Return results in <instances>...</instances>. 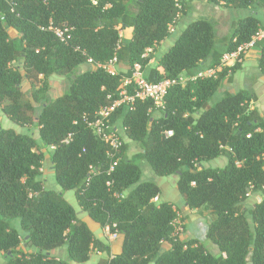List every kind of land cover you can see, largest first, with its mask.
I'll return each instance as SVG.
<instances>
[{
	"label": "trees",
	"instance_id": "obj_1",
	"mask_svg": "<svg viewBox=\"0 0 264 264\" xmlns=\"http://www.w3.org/2000/svg\"><path fill=\"white\" fill-rule=\"evenodd\" d=\"M206 2L248 14L232 23L221 47L211 21L188 22L148 70L147 80L158 82L215 67L223 53L264 29L258 16L264 0ZM185 9L183 0L181 9L173 0H97L96 4L0 0V110L19 128L35 127L40 144L53 148L49 160L60 188L55 192L44 186V154L37 149V140L0 126L4 264H86L93 253L110 255V246L95 238L65 200L67 191L74 192L81 211L101 228L116 224L122 237L120 251L102 264H264V115L250 106L256 96L249 92L227 94L211 103L223 81H231L243 63L223 70L216 79L174 87L163 110L155 109L150 100L136 101L132 108L122 104L111 117V123L138 145V157L155 175L177 178L184 206L209 210L205 238L217 247L216 254L198 239L185 238V233L172 237L177 211L168 202L151 203L160 189L140 180L139 166L126 157L125 141L109 172V147L83 123V116L91 118L118 100L122 77L130 75L133 63L148 66L154 57H144L145 50L155 49L174 34L168 26ZM123 28L131 29L129 40L121 39ZM55 29L70 37L67 43L59 40ZM114 55L117 69L124 73L118 70V75L110 76L101 69L80 70L88 66V58L104 63ZM246 56L256 59L264 77V41L243 59ZM53 76L68 79L69 87L50 99ZM23 82L29 84L28 98L21 89ZM126 89L132 94V87ZM68 134L72 138L65 144ZM219 157L226 159L224 167L204 166ZM253 196L258 200L246 207ZM59 248H64L63 259L51 255Z\"/></svg>",
	"mask_w": 264,
	"mask_h": 264
},
{
	"label": "rangeland",
	"instance_id": "obj_2",
	"mask_svg": "<svg viewBox=\"0 0 264 264\" xmlns=\"http://www.w3.org/2000/svg\"><path fill=\"white\" fill-rule=\"evenodd\" d=\"M185 1L186 9L180 16V19L178 22L182 23L185 22H192L194 20L205 18L212 22L214 27V33L216 37V44L218 47L223 46L222 42H226L230 36L232 23H237L241 18L246 16L248 12L246 10H234L229 9L224 6H214L212 4H209L206 2V0H183ZM130 12L133 14L134 8L132 7L130 9ZM258 16H260L261 22L264 26V11H258ZM173 36V35H170ZM173 37H170V40H172ZM162 51L159 52L158 55H160ZM83 71L85 69H92L91 66H83ZM148 72V71H147ZM145 70V74L147 73ZM232 81V80H231ZM224 80L221 88L215 93V96L213 98V101L211 103L214 104V102L221 100L225 95L227 94H234L237 92H249L253 93L256 96V101L250 103V106H258L259 110H263L264 108V77L260 74L258 68H257V61L252 56H246L244 58L242 68L238 70L233 77V81ZM231 82V83H230ZM230 83V84H229ZM226 84V85H225ZM69 87V81L68 79L64 77H58L53 76L50 80V89H49V98L54 99L60 95H62L64 92L68 90ZM21 89L25 95L26 98L29 97V84L28 82H23L21 85ZM222 96V97H221ZM258 101V105H255V103ZM257 108V107H256ZM257 108V109H258ZM263 112V111H262ZM155 116L159 115L158 111H155L153 113ZM264 115V114H263ZM0 126L3 128H11L14 130H17L21 133H28L31 134L34 139L37 140V149L42 151L44 154V160L42 165V179L44 181V185L47 189L55 191L58 189V185L55 182L54 178V172L51 169V164L49 160V150L45 149L37 138V132L35 127H29V131H26L27 128H19L12 124L1 112L0 110ZM123 140L128 146L126 157L128 159H131L136 165L139 166L141 175L140 180L141 181H148L152 182L161 189L163 183H166L167 181H171V179L174 178H168L166 177H158L153 173V171L149 168V166L143 162L141 157L139 158L138 155L141 153L140 148L137 144L134 142L129 141L124 134L122 135ZM226 162V160L222 157L212 160L210 162L205 163V167L213 168L215 166H219L220 162L223 161ZM73 191L70 192V194ZM172 192L175 193L176 197L180 201V203L175 202V207L181 209L182 203H181V197L176 189V185H172L170 182V187L165 190V193L168 194L169 197H171ZM68 193V192H66ZM68 195V194H67ZM66 199V198H65ZM162 200L165 199V195H162ZM67 200V199H66ZM72 204L74 205L76 209V213L78 211V205L76 201L70 199ZM258 200L257 196L251 197L247 203L245 204L246 207H251L256 201ZM160 202V201H159ZM164 202V201H161ZM174 202V201H172ZM176 209L177 214L181 219H183V223H185V236L187 239H198L203 246L206 247V249L211 252L212 254H216L217 247L213 245L211 242H209L205 238L206 234V228L209 223V210L207 209H201V210H195L194 214L190 213L188 214V220H185V216L181 214L180 210ZM195 216V219L192 218V215ZM78 217L85 222V224L88 226L90 231L98 235L96 233L99 228L98 224H96L94 221L91 220V218L84 212L78 214ZM183 215V216H182ZM187 223V224H186ZM16 226L18 227V221L16 222ZM20 230V228H19ZM104 238L107 240V235L103 234ZM184 235V234H183ZM164 249L168 247V245H163ZM62 251H64L63 248ZM97 253H93L91 255L90 260L86 264H102L108 257L106 254H103V258H98ZM106 258V259H105ZM6 261L5 256L3 253H0V264H4ZM75 264V263H72Z\"/></svg>",
	"mask_w": 264,
	"mask_h": 264
},
{
	"label": "built area",
	"instance_id": "obj_3",
	"mask_svg": "<svg viewBox=\"0 0 264 264\" xmlns=\"http://www.w3.org/2000/svg\"><path fill=\"white\" fill-rule=\"evenodd\" d=\"M175 6L181 9V0H173ZM97 0H92L96 4ZM181 13H178L176 19L168 26V32L174 33L176 21L180 19ZM55 35L61 42L67 43L69 36H64V33L59 29L54 30ZM264 41V29H259L248 41L235 50L225 52L222 54L219 64L212 68H204L192 75L182 74L176 78L163 79L158 82H151L147 80L144 74V69L139 63H133L130 69V75L122 77L121 91L119 98L111 106H105L98 109L91 118L83 116V123L87 129L100 141L109 147L108 157L110 159L109 172L117 165L119 159L116 157L123 145V129L111 123V117L116 109L122 104H127L131 108L136 101L150 100L157 110H163L165 97L171 89L180 86L184 87L189 83H194L198 80L216 79L218 74L225 69H230L236 64L243 63V57L247 55L257 43ZM153 48H147L144 57L153 53ZM117 57L114 55L109 61L104 63L94 62L92 59H87V64L92 68L101 69L110 76L118 75ZM126 87H132V94H127ZM167 137L172 135L171 131L165 133ZM249 137V136H247ZM72 138V134H68L63 143L67 144ZM53 150V148H51ZM151 203L158 204L159 198L154 197ZM173 234L172 237H178L184 233V226L181 217L177 214V218L172 222ZM113 229V230H112ZM103 233L111 240L117 239L119 236L116 230V224L106 225L103 228ZM113 254L108 256V259L113 258Z\"/></svg>",
	"mask_w": 264,
	"mask_h": 264
},
{
	"label": "crops",
	"instance_id": "obj_4",
	"mask_svg": "<svg viewBox=\"0 0 264 264\" xmlns=\"http://www.w3.org/2000/svg\"><path fill=\"white\" fill-rule=\"evenodd\" d=\"M187 23L188 22H185V21H183L182 23H180V22H178L177 23V25H176V27H175V32H174V34H173V36H169V37H167L164 41H162L159 45H157L156 46V48L153 50V53H152V55H153V59L149 62V64H148V66L144 69V74H145V70H146V72L149 70V69H152V68H154L155 66H156V61L168 50V48L169 47H171L172 45H173V43H174V40L176 39V37L179 35V33L181 32V31H183L184 30V28L186 27V25H187ZM119 35H120V37H121V39L122 40H129L130 39V37H131V29L130 28H123L122 30H120L119 31ZM170 37H173V39L172 40H170ZM160 51H162V53L160 54V55H158L159 54V52ZM254 58V57H253ZM88 65V64H87ZM90 66V65H89ZM92 68V67H91ZM80 70H82L83 71V68H81ZM85 70H88V69H85ZM119 70V72H122V73H124L125 72V70L124 69H118ZM148 73V72H147ZM146 73V74H147ZM145 74V75H146ZM233 77H234V75H233ZM233 77H232V81H233ZM51 80V79H50ZM231 81V82H232ZM230 82V83H231ZM229 83V84H230ZM226 85V84H225ZM222 97V96H221ZM255 105H258V101L255 103ZM257 108H258V106H256ZM263 111V112H262ZM258 112L263 116V114H264V108H263V110H259V108H258ZM50 152H49V154L51 153V148H49L48 149ZM220 158V157H219ZM218 159V158H217ZM216 160V159H215ZM226 160V159H225ZM225 164H226V162H224V160L223 161H221L220 162V164H219V166H215V167H213V168H222V167H224L225 166ZM43 171V170H42ZM167 179L168 178H174V179H171V181H167L166 183H163V185H162V187H161V189H160V195H159V201L161 202V201H164V202H168V203H170V204H172V206H173V208L174 209H179V208H177V207H175V205L176 204H174L175 202H178V203H180V201L178 200V198L176 197V195H175V193L174 192H172V195H171V197H169L168 196V194H166L165 193V190L167 191V189L170 187V182H171V184L172 185H176V181H177V178L175 177V176H169V177H166ZM168 180H170V179H168ZM45 186V185H44ZM45 188H46V186H45ZM177 189V188H176ZM56 192H60V188L58 187V189L56 190ZM68 193H64L63 194V197L64 198H66L65 200L74 208V210H75V212H76V209H75V207H74V205L72 204V202H71V200L70 199H72V200H74V201H76V199H75V195H74V192H72L71 194H70V192L71 191H67ZM68 194V195H67ZM162 195H165V199L164 200H162L161 199V197H162ZM172 201H174V202H172ZM77 203V202H76ZM181 203H182V208L181 209H179L180 210V212H181V214H183L184 216H185V220L187 221L188 220V214H190V213H192V214H194V212H195V210L193 211V210H189L186 206H184V204H183V202L181 201ZM78 205V204H77ZM190 212V213H189ZM77 213L78 214H80V213H82V211H81V209L79 208V206H78V211H77ZM85 213V212H84ZM191 214V215H192ZM182 215V216H183ZM192 218H194L195 219V216H193L192 215ZM185 224V223H184ZM187 224V223H186ZM98 228H99V230L96 232V233H98V235H95L94 234V236H95V238H97L98 240H100L101 242H103L104 244H106V245H109L110 246V248H111V253L110 254H113V255H116V254H118L119 253V251H120V248H121V244H122V237L119 235L118 237H117V239H115V240H111V239H109V238H107V240L104 238V233H103V228H101L99 225H98ZM186 232V228H185V226H184V233ZM184 237L186 238V236H185V234H184ZM64 249V248H63ZM98 255V258H103L102 256H103V254H105V253H97ZM51 255L52 256H55V257H57V258H60V259H63L64 258V256H65V254H64V251H62V249H56V250H54V251H52V253H51ZM106 258H108V257H106ZM105 258V259H106ZM69 264H72V263H69Z\"/></svg>",
	"mask_w": 264,
	"mask_h": 264
}]
</instances>
